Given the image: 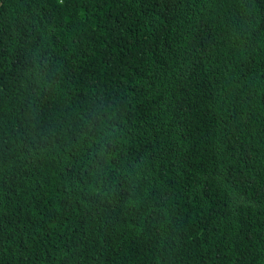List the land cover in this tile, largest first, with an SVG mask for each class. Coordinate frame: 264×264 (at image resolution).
<instances>
[{"label": "trees", "instance_id": "1", "mask_svg": "<svg viewBox=\"0 0 264 264\" xmlns=\"http://www.w3.org/2000/svg\"><path fill=\"white\" fill-rule=\"evenodd\" d=\"M0 264H264V0H0Z\"/></svg>", "mask_w": 264, "mask_h": 264}]
</instances>
